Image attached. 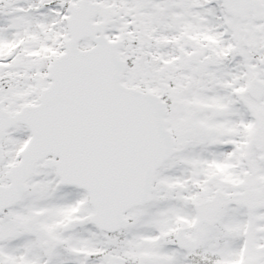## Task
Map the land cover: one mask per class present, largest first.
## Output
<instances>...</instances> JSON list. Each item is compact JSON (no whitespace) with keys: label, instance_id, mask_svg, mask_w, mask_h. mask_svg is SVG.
<instances>
[{"label":"snow or ice","instance_id":"1","mask_svg":"<svg viewBox=\"0 0 264 264\" xmlns=\"http://www.w3.org/2000/svg\"><path fill=\"white\" fill-rule=\"evenodd\" d=\"M0 264H264V0H0Z\"/></svg>","mask_w":264,"mask_h":264}]
</instances>
